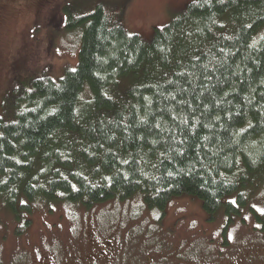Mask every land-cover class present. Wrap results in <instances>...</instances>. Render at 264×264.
<instances>
[{"label": "trees", "instance_id": "16d2710c", "mask_svg": "<svg viewBox=\"0 0 264 264\" xmlns=\"http://www.w3.org/2000/svg\"><path fill=\"white\" fill-rule=\"evenodd\" d=\"M129 0H68L76 66L1 102L0 207L24 234L37 207L140 197L159 216L182 194L225 226L264 233V0H192L144 39ZM25 261V260H24Z\"/></svg>", "mask_w": 264, "mask_h": 264}, {"label": "rangeland", "instance_id": "374dc122", "mask_svg": "<svg viewBox=\"0 0 264 264\" xmlns=\"http://www.w3.org/2000/svg\"><path fill=\"white\" fill-rule=\"evenodd\" d=\"M67 1L0 0V113L17 87L76 66L78 33L64 27L61 14ZM190 1L129 0L123 25L150 39ZM169 201L160 216L140 197L87 211L40 206L23 235L14 234L17 224L0 207V264H264V233L249 209H263L257 195L226 226L221 213L209 219L194 196Z\"/></svg>", "mask_w": 264, "mask_h": 264}]
</instances>
